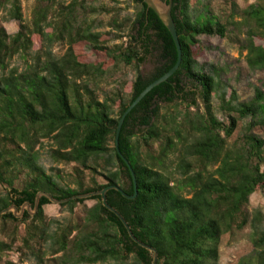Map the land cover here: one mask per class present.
<instances>
[{
  "label": "trees",
  "instance_id": "16d2710c",
  "mask_svg": "<svg viewBox=\"0 0 264 264\" xmlns=\"http://www.w3.org/2000/svg\"><path fill=\"white\" fill-rule=\"evenodd\" d=\"M118 2V0H113ZM136 8L133 17H113L109 32H96L102 23L90 20L106 8L84 0L69 5L55 0H37L29 22L20 0H0L6 22H17L18 32L9 35L0 26V222L23 226L21 238L26 252L43 264L46 253L34 251L36 244L51 249L52 264H152L154 254L138 246L122 222L102 204V197L73 200L74 196L119 186L134 194L128 168L120 159L115 135L120 118L138 95L162 77L177 62L173 39L157 15L143 0H128ZM54 6H58L54 11ZM232 22L215 15L200 0H173L172 16L182 50L178 71L152 90L127 116L119 138V150L136 177L134 200L119 192H107L108 204L126 220L143 243L158 252L157 264H219L224 235L250 228L253 250L238 264H264V215L252 219L246 210L250 197L264 195V140L254 134L264 128V93L256 88L248 102H239L236 92L226 99L215 66L211 73L198 67L199 37H228L229 25L237 15L232 2ZM52 16V17H50ZM247 37L241 51L252 72L264 71V0L242 11ZM239 30V29H238ZM120 42L114 45L111 42ZM56 45L67 46L63 56ZM89 54L97 63H91ZM29 58L25 68H11L15 57ZM153 60L152 71L143 75L140 65ZM135 66L137 75L128 90L113 97L97 94L98 81L109 69ZM219 100L215 111L213 99ZM118 101V111L113 105ZM166 106L179 113L162 114ZM221 113L227 122L219 121ZM116 114V115H115ZM250 119L238 142L229 145L239 122ZM196 135V136H195ZM194 137L189 141L188 137ZM50 144L48 156L57 163L75 164V188L63 187L40 164L37 146ZM182 145L178 150L177 145ZM180 152L177 173L166 174L169 155ZM210 166H218L213 172ZM21 186H16L22 172ZM88 178V183H87ZM103 179V183L99 182ZM188 190L190 197L182 194ZM45 193L70 212L86 201L83 222L75 228L52 230L44 208L50 200L41 196L35 215L26 211L18 219L10 208L29 205L35 209L37 195ZM76 231V235L71 237ZM15 241L0 240V264ZM27 257L26 255H24Z\"/></svg>",
  "mask_w": 264,
  "mask_h": 264
},
{
  "label": "rangeland",
  "instance_id": "374dc122",
  "mask_svg": "<svg viewBox=\"0 0 264 264\" xmlns=\"http://www.w3.org/2000/svg\"><path fill=\"white\" fill-rule=\"evenodd\" d=\"M22 5V12L25 21L29 22L32 18V13L37 3V0H20ZM74 0H55V4L65 3L69 5ZM82 1V0H78ZM86 4L92 5L96 8H106V12L96 13L94 16L90 17V20H94L97 23H102L103 26L96 29V32H109L108 23L115 16L122 20L125 17H133L136 8L128 0H118L114 2L113 0H84ZM210 5L212 12L219 16L221 20L232 22L231 15L233 14L232 2L237 5L236 13L233 21L235 23H242V11L249 8L251 5H256L260 3V0H200ZM58 6H54V11L56 12ZM5 12L0 13V26L4 27L9 35H13L18 32L19 25L17 22H6L4 20ZM52 17V16H50ZM235 26L233 24L229 25L228 37L222 39L220 37H199L200 49L196 52L198 54L197 61L198 67L202 68L204 72L211 73L212 66L217 68L219 77L223 85L227 86L226 99L229 100L232 97L233 92H236L239 102H248L255 96L256 88H259L264 93V71L252 72L249 70L246 64L247 52L241 51V46L243 45L244 39L247 37V28L242 25ZM239 29V30H238ZM255 44L263 45L259 39H254ZM120 42H111L112 45ZM67 46L56 45L54 47V53L57 56H63ZM91 63H97L98 60L95 56L89 54V49H86ZM29 58L23 59L22 57H15L11 62V68L18 67L23 70L28 62ZM30 62V60H29ZM154 67L153 60L149 58L144 64L140 65L138 68L140 73L143 75L149 74ZM135 66L122 67L120 69H109L102 81H98V92L100 99H104V94L106 93L109 97H113L114 93L123 92L124 89L128 90L130 83L135 79L137 75V69ZM213 105L215 111L218 110L219 100L217 97L213 99ZM115 113L118 111V101L113 105ZM180 108L177 109L175 106H166V109L161 110L162 114H167L170 116L171 113H179ZM116 115V114H115ZM219 121L227 122L226 118L221 114L217 113ZM250 122V119L243 120L239 122L238 128L233 136L228 140L229 145L238 142L240 136L245 134L246 125ZM254 134L258 135L264 140V128H256ZM196 136V135H195ZM192 137H188V140H193ZM111 147L115 146L114 142H111ZM50 144L48 141L43 142V146H37L36 150L40 154V164L45 168L49 175H52L58 183L63 187L75 188L74 184V171L75 164L57 163L50 159L48 156ZM177 149L181 150L182 145L178 144ZM176 150L172 152L166 161V174L173 179H181L179 173H177V165L179 164L180 152ZM218 166H210L208 169L213 172ZM26 173L22 172L19 176V181H16L15 185L21 186V182L25 179ZM87 178V183H88ZM99 182L103 183V179L99 178ZM7 189L0 184V196H5ZM182 194L185 197H190L188 190H183ZM95 204V201H86L83 204H79L74 208L73 212H70L66 207H62L60 204L51 203L44 208L47 221L51 223L52 230L56 231L59 227L64 228H75V226L80 225L83 222L85 216V207L90 208ZM246 210L250 216V219L254 216L256 211H260L264 215V195L258 191L255 192L249 200V205ZM12 212L18 219L23 217L24 212H28L31 217L35 215V209L31 208L29 205L23 206L21 209L10 208ZM264 226V225H263ZM24 227L14 226L12 223L4 224L0 222V240L4 242L15 241L14 248L12 251L5 252L3 255L4 262H13L15 264H38L37 259L31 257V252H26L25 247L21 238L24 237ZM251 229L246 228L243 231H235L232 234H226L221 240V245L219 249V264H238L239 261L251 253L253 250L251 243ZM76 235V231L71 237ZM34 251L46 253L43 257V264H52L53 258L60 257L62 253L52 256L51 249H47V246H40L34 241L32 243ZM26 255L27 257H25Z\"/></svg>",
  "mask_w": 264,
  "mask_h": 264
},
{
  "label": "water",
  "instance_id": "95a60500",
  "mask_svg": "<svg viewBox=\"0 0 264 264\" xmlns=\"http://www.w3.org/2000/svg\"><path fill=\"white\" fill-rule=\"evenodd\" d=\"M143 2L148 7V9L152 10L157 15V17L160 19V21L166 27V30L169 31V33L173 39V42L175 44L176 50H177V62L174 65V67L172 69H170V71H168L166 74H164L159 79L157 78L156 81H154L153 83L148 85L138 95V97L133 101V103L131 105H129V107L123 113L122 117L119 120L118 126H117L116 135H115V149H116L120 159L123 161V163L128 168V171L131 175V178H132L133 183H134V190H133L134 194L128 195L127 193L122 191V189L119 186L110 185V186L106 187L105 189H102V191H100V192L86 194V195H80V196H76V197L74 196L71 199H73V200L74 199L75 200H77V199H91L92 197H94L96 195H100L102 197L103 206L106 209H108L110 212H112L122 222L126 231L129 234V236L138 246H140V247H142V248H144V249H146L149 252L154 254L152 264H157L159 256H158V252L156 251V249L150 247L149 245L143 243L138 238H136L135 235L133 234V232L131 231V228L129 227L128 223L122 217V215L116 209L111 207L107 202V192L110 190H115V191L119 192L124 198H126L128 200H134L137 197V195H138L137 190L138 189L136 186V177L134 175V172L132 170V167H131L129 161L125 158V156L119 150L120 134H121L124 122H125L127 116L132 111V109H134L157 86H160L161 84L166 83L178 71L177 69H179L181 62H182L181 45H180V41H179L178 32L176 30L177 29L176 24H175L173 16H172L173 0H143ZM41 196L47 197L51 203H55V204H61V203L69 201V200L58 201V200H55L54 198H52L51 196H49L48 194L39 193L37 195V199H36L35 212L37 211L39 199Z\"/></svg>",
  "mask_w": 264,
  "mask_h": 264
}]
</instances>
